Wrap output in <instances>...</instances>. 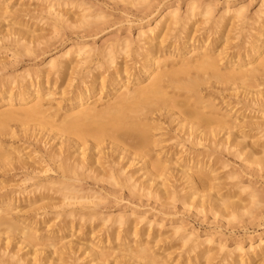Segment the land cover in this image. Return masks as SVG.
<instances>
[{
	"label": "rangeland",
	"instance_id": "obj_1",
	"mask_svg": "<svg viewBox=\"0 0 264 264\" xmlns=\"http://www.w3.org/2000/svg\"><path fill=\"white\" fill-rule=\"evenodd\" d=\"M229 5L244 6V17L222 24L220 17ZM167 8H177L183 22L153 49L157 60L169 64L166 68H182L194 52L184 53L182 44L186 39L192 50L218 58L222 72L244 60L255 42L264 40V0H0V89L12 87L17 91L27 71H37L46 60L68 49L83 45L94 49L82 62L74 61L65 73L51 74L48 86L53 96L46 99L45 108L49 116L46 119L56 124L53 131L45 123L24 120L13 122L0 133V150L6 151L5 162L0 163V207L19 227L0 226V264H12L9 257L13 252L27 259L37 256L38 264H97L87 248L100 244L108 246L104 250L107 262L103 264H155L149 259L123 256L130 247L140 250L148 246V254L160 264H228L230 261L224 258L230 251L236 247L247 249L264 233V75H258L254 85L235 79L220 81L209 70L198 72L191 63L188 74L163 79L167 97H175L182 104L190 101V110L206 113L213 121L211 127L226 122L231 129L201 140L180 127L171 115L178 114L168 103L160 100L152 105L153 111L143 122L155 126L153 142L141 150L148 160L166 167V175L158 179V185H148L143 162L137 160L127 167L128 158H121L119 152L121 145L115 146L109 139L95 151L96 165L108 171L106 177L98 176V171L87 165L80 175L71 174V189L58 181L62 179L60 160L76 150L72 146L75 137L70 133L52 139L68 113L72 94L92 78L99 84L101 76L110 77L116 66L128 67L133 86L142 81L139 70L145 64L143 54L149 46L139 41L138 32L152 25ZM59 13L65 15L64 21L58 20ZM25 31L28 36L23 38ZM26 37L33 39L29 42ZM209 43L214 46L206 49ZM127 44L131 46L124 49ZM117 47L120 49L114 50ZM112 50L116 51L114 64L108 56ZM174 79L200 82L187 98L185 91L169 85ZM100 89L93 100L103 109L113 96L108 88ZM180 92L183 95H176ZM6 108L0 105V113ZM252 124L259 129H251ZM130 141L129 145L134 146ZM91 143L90 139L87 146ZM60 150L65 151L63 158L52 159L51 154ZM251 151L255 152L254 158L249 157ZM12 153L16 158L21 154L31 156L27 158L29 163L22 166L18 160L8 161ZM180 164L193 168L194 174L201 175L209 186L201 193L206 195L201 198L203 206L198 199L184 204L183 197L190 187ZM132 174L134 179L126 180ZM39 183L45 186L36 189ZM158 186L161 191H157ZM246 186H252L258 194L253 202L246 200L224 211L214 209L210 200L234 202ZM119 216L125 217V226L115 223ZM22 218L28 221L22 223ZM32 220L36 223L31 230L27 226ZM72 220V227L60 232ZM131 225H137L142 234L150 231L145 242H140L141 235L129 233ZM22 230L34 235L31 241L25 240ZM189 237L191 241L185 242ZM207 237L212 241L215 258L195 261L198 254L192 249L193 243ZM46 256L50 257L48 261ZM255 264H264V260Z\"/></svg>",
	"mask_w": 264,
	"mask_h": 264
},
{
	"label": "bare ground",
	"instance_id": "obj_2",
	"mask_svg": "<svg viewBox=\"0 0 264 264\" xmlns=\"http://www.w3.org/2000/svg\"><path fill=\"white\" fill-rule=\"evenodd\" d=\"M191 10L194 11L195 7H192ZM244 14V6L229 5L225 8L222 16L220 17L221 23H231L233 18L240 19L244 17ZM57 18L58 20L64 21L65 15L59 13L57 14ZM181 22H183V19H181L179 10L177 8H167L157 15L156 20L152 25H146L140 29L138 32L139 41L143 42L145 45H148L149 49L143 54L145 64H143L139 70V76H141L140 78L142 81H139L136 86H133V84L130 83L131 77L127 75L129 73L128 67L116 66L110 77L101 76L99 84H97V80L95 78H92L91 81L83 82V84L79 86L72 94L68 105V113H66L67 115H64L63 117L61 114V124L57 125V132L52 138L53 140H56L59 139V137H63V135H72L75 137L72 142V146H74L76 150L65 160H60L63 158L65 153L64 150L55 151L51 154L52 159H58L61 161L58 168L60 170L62 179L58 181L65 189H71V185H69L71 174L80 175V171L84 170L87 165H89V168L92 171H98V176L101 175L102 177H106L108 175V171L106 169L96 165L97 154L95 152L106 139H109L113 144H116L115 146L121 145L119 152L121 158H128L127 165H131L137 160L139 161L138 163L143 162V170L145 171L144 175L146 174L148 178V185L155 183L158 185V179L166 175V167L159 161L151 162L148 160L146 158V154L143 153L141 149L147 148L153 142L151 133L155 129V126L149 124L148 122L144 123L143 121L148 119L147 113L153 111L151 106L154 104H159L160 100L168 103L175 110V113L178 114V116L171 114L172 117H174V120H178V124L182 129L185 128L187 130L189 136L196 134L197 138L202 140L205 137L215 136L224 130L231 129V127L226 122L219 123L220 125L218 127H211V123H213V121L207 119L206 113L200 112L196 108L195 110H190V101L188 103L182 104L175 97H167L168 93L164 90V86L162 84L163 79L167 77L169 79H173L180 74H186L189 69V64L192 63L194 64V69H196L198 72L209 70L213 73L216 79L218 78L220 81H231L235 79V81H240L243 84L254 85L256 83L255 78L258 75H264V40L260 41L261 36L264 34L259 37L260 39H257L260 41V43L255 42L254 45L247 51L245 59L232 63V69L227 72L221 71L219 67L220 60L218 58L213 57V55H209L207 52L199 53L195 50H192L190 40L186 39L182 44L184 53L188 54V50L190 52H194H192L191 55L184 61L182 68L174 70L173 67L166 68L169 66V64H163L162 61L157 60V53H153V49L157 42L165 41V38L169 35V32ZM184 28L187 30L186 23ZM23 34L24 38L25 34L27 35L28 33L25 31ZM27 39L29 42H31L33 37H26V40ZM130 46L131 45L127 44L124 49L129 48ZM213 46L214 44L209 43L205 48L209 49ZM117 49L119 50L120 48L117 47L114 50L117 51ZM93 51L94 49L88 47V45L68 49L60 53L57 58H50L46 60L43 63V66L37 71H27L22 77V85L17 91H14V88L12 87L8 89H4L2 87L0 89V105L2 107L7 106V108L0 113V133L7 131L9 125L13 122L23 123L24 120L27 122L28 120H36L39 122V124L45 123V125L49 126V129L53 131L54 127H56V124H54L53 121L48 120V109L45 108L46 99L53 96L48 86L50 83V76L51 74H56L59 76L60 74L65 73V71H68L70 68H72L71 65L74 61H76L77 64L82 62L84 60L85 54L91 53ZM116 51H109L110 53L108 55L110 59L109 61L113 64L116 62L113 52L115 53ZM199 82V79L189 81L174 79L171 80V84L169 85L180 89V91H185L183 94L187 97L189 93L196 90ZM98 87L101 88V91H103L105 88H108L109 92H111L113 96L112 99L105 102V107L103 109H99L98 103L93 100L94 94L97 92ZM261 93H264V91H261ZM183 94L180 92L176 95L179 96ZM252 101L256 102V99H253ZM262 103V106L264 107V101H262ZM142 115H146L147 118H144ZM45 119L47 121H44ZM254 125L255 124L251 125V129H259V127ZM69 133L71 135H69ZM90 139L92 140V143L90 146H87ZM130 140L134 141V144L132 143L134 146L129 145ZM246 147L247 146H244L242 151L245 150ZM3 150L5 151V149ZM75 153H77L78 156H73ZM5 155L6 151L4 153L0 150V163L5 162ZM10 156L12 157L11 159L7 158L9 159L8 161H14L13 163H15L18 160L17 162H21L20 165L22 166H26L29 163L27 158L31 157H25L23 154H21L18 158H16L13 153ZM80 156L82 157L80 158ZM254 156L255 152L251 151L249 157L254 158ZM72 159H74L73 162H69L72 161ZM12 162L10 163L15 166V164ZM125 167L121 168L120 170L126 169ZM180 167L184 172L190 187V190L183 197L184 204H193V202L198 199L197 203L203 206L205 202L202 201L201 198L206 195L201 193L209 186L206 184L205 180H203L201 175L194 174L193 168H186L184 164H180ZM198 169L199 172L202 171V168L199 167ZM42 171L47 172V169L42 167ZM133 179L134 174L127 176L126 178V180L129 181ZM164 185L168 187L166 182ZM43 186H45L43 183H39L36 189ZM161 190V187L158 186L157 191ZM165 192H167V190H165ZM243 194H246V196ZM63 195L65 198L68 197V194L65 192H63ZM257 196L258 194L255 192L252 186H246L240 192L238 200L234 202L230 201L229 199L226 202L224 201L220 203L212 198L210 202L214 209H217V211H224V209L226 210L235 207L239 203L246 200L253 202ZM8 198L9 197H6V199ZM25 200H28V198H25ZM8 213L9 212L0 207V226L9 225L11 229L13 228L15 230H19V227L17 226L13 217H10ZM72 215L73 214H70V216ZM124 218V216H119L115 220V223L119 224L120 227L125 226L126 221H124ZM92 219L93 217L91 216L90 220ZM21 220L22 223H25L28 221V218L24 220L22 218ZM73 222L74 220L66 222L60 229V232L64 231L68 227H72ZM35 223L36 221H30L27 228L32 230ZM33 230H35V228ZM22 231L24 232V230ZM129 233H134L137 236L141 235L142 238L140 242H145V235L150 236V231H147L146 233L144 232L142 234L137 225L129 226ZM24 235L25 240L29 241H31V239L34 237V235L27 233L26 231L24 232ZM188 241H191V237L185 240V242ZM130 243V241H126V245H130ZM71 244L72 243H69L68 248H71ZM141 244L144 245L143 243ZM211 244L212 241L210 240V237H207L204 241H194L192 249L198 254V257L195 261L201 260L202 257H206L208 261L215 258L216 254ZM66 245L68 244H64L65 247ZM7 249L8 247L4 249V253H7ZM107 249V245L101 246V244L98 246L89 245L87 248V250H89L90 253L94 255L97 264H103L104 262H107V256L104 252V250ZM150 250L151 247L149 246L142 247L140 250H133V248L130 247L127 253H123V256L129 257L130 259L135 258V260L136 258L149 259L152 263L160 264L159 260L148 254ZM25 256L26 255L19 256L17 252H13V254L9 257V261H11L12 264L39 263V258L37 256L33 259H27ZM49 259V256L45 257V260L48 261ZM263 260L264 233H262L254 242H251L247 249L236 247L224 258V261H230L228 264H255Z\"/></svg>",
	"mask_w": 264,
	"mask_h": 264
}]
</instances>
